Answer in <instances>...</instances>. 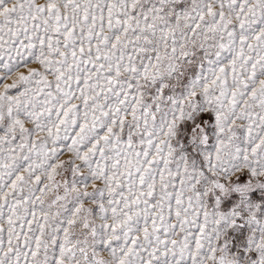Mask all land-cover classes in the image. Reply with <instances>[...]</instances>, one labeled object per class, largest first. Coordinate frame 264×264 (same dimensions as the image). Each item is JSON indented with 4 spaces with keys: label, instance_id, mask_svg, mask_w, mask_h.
I'll return each mask as SVG.
<instances>
[{
    "label": "snow or ice",
    "instance_id": "snow-or-ice-1",
    "mask_svg": "<svg viewBox=\"0 0 264 264\" xmlns=\"http://www.w3.org/2000/svg\"><path fill=\"white\" fill-rule=\"evenodd\" d=\"M0 264H264V0H0Z\"/></svg>",
    "mask_w": 264,
    "mask_h": 264
}]
</instances>
